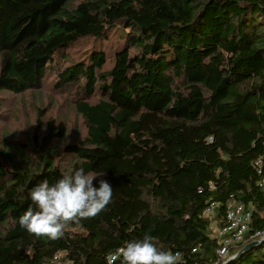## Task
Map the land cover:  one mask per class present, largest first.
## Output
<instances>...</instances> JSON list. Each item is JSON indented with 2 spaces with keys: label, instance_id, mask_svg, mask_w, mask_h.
Masks as SVG:
<instances>
[{
  "label": "trees",
  "instance_id": "obj_1",
  "mask_svg": "<svg viewBox=\"0 0 264 264\" xmlns=\"http://www.w3.org/2000/svg\"><path fill=\"white\" fill-rule=\"evenodd\" d=\"M88 39L96 46L71 61L65 52ZM49 73L98 100L76 102L85 138L68 142L67 122L38 104L31 139L4 137L0 264H122L121 247L146 233L177 264H224L210 225L231 197L252 211L249 236L264 230V0H0V96L39 93ZM76 168L101 174L93 183L111 184V203L57 239L21 228L30 190ZM212 202L216 217L205 216ZM233 264H264V243Z\"/></svg>",
  "mask_w": 264,
  "mask_h": 264
},
{
  "label": "clouds",
  "instance_id": "obj_2",
  "mask_svg": "<svg viewBox=\"0 0 264 264\" xmlns=\"http://www.w3.org/2000/svg\"><path fill=\"white\" fill-rule=\"evenodd\" d=\"M101 175V174H99ZM76 168L50 183L44 179L29 192L31 203L18 217L21 228L37 237L57 239L69 222L95 217L110 203L113 187L99 176ZM122 264H177L171 250L158 247L155 238L144 234L125 242L119 250Z\"/></svg>",
  "mask_w": 264,
  "mask_h": 264
},
{
  "label": "rangeland",
  "instance_id": "obj_3",
  "mask_svg": "<svg viewBox=\"0 0 264 264\" xmlns=\"http://www.w3.org/2000/svg\"><path fill=\"white\" fill-rule=\"evenodd\" d=\"M121 41V39L118 40L117 36L114 35L111 43L104 44V49L109 53V60L106 68L113 66V52L115 48H118L122 44ZM95 46V40H83L71 46L65 54H69L71 61L78 62L85 58L90 48L93 49ZM62 64V66L65 67L69 65V62H62ZM56 81V75L49 73L44 82L45 85L39 93L27 95L23 99L7 93L0 96V148L2 147L4 137L10 135L15 136L16 140L25 142L32 138L37 127L36 104L49 108V116L57 117V119L67 122L69 127L68 142H74L78 137L85 138V123L82 116L76 112L75 105L77 101H89L90 99H84L75 88L57 89L55 87ZM97 100L98 99L94 97L90 101L96 102ZM71 161L72 157L63 150L62 157L58 160V163L65 168ZM212 217L216 216L214 215ZM214 235L220 238L216 232H214ZM233 256L229 254L225 259L229 260Z\"/></svg>",
  "mask_w": 264,
  "mask_h": 264
},
{
  "label": "built area",
  "instance_id": "obj_4",
  "mask_svg": "<svg viewBox=\"0 0 264 264\" xmlns=\"http://www.w3.org/2000/svg\"><path fill=\"white\" fill-rule=\"evenodd\" d=\"M256 167L259 169L258 172H262L263 160L262 158L255 162ZM262 195L264 196V179L257 183ZM218 204L210 203L206 210L205 216L212 217L216 213ZM252 211L247 209L243 203L239 202L234 197H231L226 205L224 223L221 222L212 223L210 228L216 232L220 238H222V246L217 250L219 260H224L230 251L231 246H237L247 244L248 241H264V230L257 231L249 236L250 222ZM249 236V237H248ZM62 254H57L52 261L45 264H60L62 261ZM177 259L179 254H176ZM116 256H112L110 263L115 260Z\"/></svg>",
  "mask_w": 264,
  "mask_h": 264
},
{
  "label": "water",
  "instance_id": "obj_5",
  "mask_svg": "<svg viewBox=\"0 0 264 264\" xmlns=\"http://www.w3.org/2000/svg\"><path fill=\"white\" fill-rule=\"evenodd\" d=\"M260 243H264V241H262V242L253 241L252 243L247 244L244 248H242L240 251H238L232 258L227 260L224 264H233L240 256L245 254V252H247L249 249L253 248L254 246H256Z\"/></svg>",
  "mask_w": 264,
  "mask_h": 264
}]
</instances>
